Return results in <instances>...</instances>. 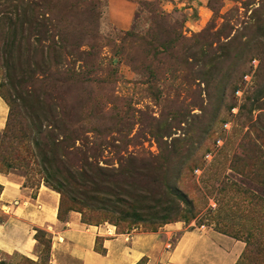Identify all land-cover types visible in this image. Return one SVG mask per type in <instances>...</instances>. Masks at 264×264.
<instances>
[{"label":"rangeland","instance_id":"1","mask_svg":"<svg viewBox=\"0 0 264 264\" xmlns=\"http://www.w3.org/2000/svg\"><path fill=\"white\" fill-rule=\"evenodd\" d=\"M14 181L61 222L205 227L264 264V0H0V211ZM118 198L145 221L96 202Z\"/></svg>","mask_w":264,"mask_h":264},{"label":"crops","instance_id":"2","mask_svg":"<svg viewBox=\"0 0 264 264\" xmlns=\"http://www.w3.org/2000/svg\"><path fill=\"white\" fill-rule=\"evenodd\" d=\"M41 188L33 196L15 181L4 186L0 264H14L15 256L41 264L35 237L40 230L50 240L48 264H237L245 249L242 241L205 227L184 230L169 244L170 237L156 232L112 235L102 226L83 223L75 212L61 222L58 195Z\"/></svg>","mask_w":264,"mask_h":264},{"label":"trees","instance_id":"3","mask_svg":"<svg viewBox=\"0 0 264 264\" xmlns=\"http://www.w3.org/2000/svg\"><path fill=\"white\" fill-rule=\"evenodd\" d=\"M96 202L103 207L102 208L103 210L102 209L101 210L105 213L107 212L109 214H111L112 212L120 213V216L116 217V219H120L121 221L130 222L131 224H139L145 221L142 220L144 219L142 214L136 212V209L128 205L127 202L124 201L125 203H122L123 201L119 198H118V202L110 199H98L96 200ZM153 219L157 220V222L159 223L165 221V218H159V217L157 218V216H155V218Z\"/></svg>","mask_w":264,"mask_h":264}]
</instances>
